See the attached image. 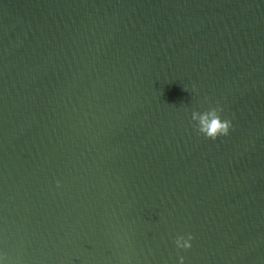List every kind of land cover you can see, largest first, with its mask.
<instances>
[{"label":"water","instance_id":"1","mask_svg":"<svg viewBox=\"0 0 264 264\" xmlns=\"http://www.w3.org/2000/svg\"><path fill=\"white\" fill-rule=\"evenodd\" d=\"M216 107L233 128L213 141L191 116ZM181 257L264 264V21L233 0H0V264Z\"/></svg>","mask_w":264,"mask_h":264},{"label":"clouds","instance_id":"2","mask_svg":"<svg viewBox=\"0 0 264 264\" xmlns=\"http://www.w3.org/2000/svg\"><path fill=\"white\" fill-rule=\"evenodd\" d=\"M223 109L220 107L211 108L203 113L193 112L191 119L195 123V131L204 136L206 139L215 141L218 137H226L229 135L230 129L233 128L231 121L222 120L221 113ZM57 187H60L59 182ZM194 237L191 234L178 236L175 240V246L178 250H189L192 245L191 241ZM180 264H184V258H180Z\"/></svg>","mask_w":264,"mask_h":264}]
</instances>
